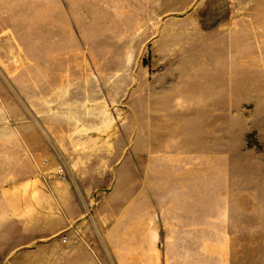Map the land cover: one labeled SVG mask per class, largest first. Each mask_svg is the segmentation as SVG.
Segmentation results:
<instances>
[{
  "label": "rangeland",
  "instance_id": "1",
  "mask_svg": "<svg viewBox=\"0 0 264 264\" xmlns=\"http://www.w3.org/2000/svg\"><path fill=\"white\" fill-rule=\"evenodd\" d=\"M232 17L247 20L241 35L250 40L251 59L257 56L253 41H260L259 59L244 69L243 78L215 79L200 96L182 93L174 103L158 92L148 118L153 78L157 85L185 86L183 70L152 60L151 42L165 23L171 36L159 53L192 54L195 24L209 30ZM168 72L176 78L160 79ZM94 73L103 77L88 78ZM69 101L88 110L99 106L105 118L95 126L85 117L79 126H69L68 134L57 127L51 135L44 126L49 113ZM0 108L8 118L0 135L8 133L16 142L11 141L9 160L0 157V167L9 164L19 173L39 164L51 176L64 168L71 186L59 189L74 194L87 217L117 178V186H203V196L213 200L207 207L213 216L206 221L203 215L201 264H264V0H0ZM147 118L180 124L154 127L152 159L146 157ZM38 135L43 143L35 156L23 143L37 149ZM128 138L135 157L106 158L109 151L125 153ZM9 177L14 182L21 175ZM39 193L28 186H0V246L3 230L12 231L14 216L24 215L29 209L24 202ZM163 197L155 191L156 199Z\"/></svg>",
  "mask_w": 264,
  "mask_h": 264
},
{
  "label": "crops",
  "instance_id": "2",
  "mask_svg": "<svg viewBox=\"0 0 264 264\" xmlns=\"http://www.w3.org/2000/svg\"><path fill=\"white\" fill-rule=\"evenodd\" d=\"M247 23L244 17L234 20L232 17L226 25L209 30L197 23L192 54L181 53L180 49L176 53L169 54V51L167 54H160L159 45L171 36L168 30L170 24L166 22L160 35L151 42L152 60L154 63L168 64L169 69L183 70L186 73L183 76L185 86L181 90L173 81L168 84L163 81L162 85H157L153 78L155 84L152 86V96L146 101L148 118L158 92L170 96L172 102L176 103L182 93L189 96L202 95L205 93L203 88L215 86V79L243 78L244 69H248L251 61H257L261 52V43L255 39L253 42L257 58L251 59L248 51L250 40L241 35ZM179 34L180 31L177 30V34L172 35ZM172 47L174 48L173 44ZM169 74L170 72L158 77L176 78ZM49 77L54 75L50 74ZM63 77L70 78L68 75ZM101 77L103 75L99 73L88 76L95 79ZM201 101L202 97L199 103ZM99 108L97 106L88 110L86 104L69 101L65 108H51L50 111L53 109L56 114L49 113L50 122H45L44 126H48L51 135L56 134L57 127H65L68 134L69 126H79L85 117L93 118L94 125L98 126L100 116L105 118V111H100ZM170 109L176 111L174 107ZM63 110L65 114L62 113ZM0 112V124H4L5 116L1 108ZM148 118L146 126L151 130L146 132L150 138L146 157L152 159L155 157L154 127H176L180 124L179 120L173 118ZM112 121L114 123L115 120ZM73 132L76 133L75 130ZM157 137H162V143L165 142V134ZM56 138L58 140L54 142L57 145L61 141L59 136ZM36 139L37 149L30 141L24 140L23 143L35 156L39 154V146L43 143L40 135ZM130 139L127 140L126 154L117 149L109 151L106 158L135 157L132 150H128ZM11 141L16 143L8 133L0 135V157L4 160L10 158ZM20 147L23 150L24 147ZM76 147L74 144L73 149L77 150ZM77 155L83 156L75 153ZM101 156L105 158V153ZM8 165L0 167V175L4 176L0 186H28L39 189L40 193L38 197L24 202L29 209L24 211V215L14 216L18 218V222L12 231L3 230L0 264H201V223L203 215L207 216L206 221L213 216V211L207 210L208 206H213V200L211 196H203V186H117L116 177L113 186L100 196L94 213L87 217V213L81 211L76 196L59 189L61 186H71L67 183L66 171V177L59 179V169L51 176L48 172H43V167L38 164L25 171L19 170L21 177L11 182L9 175L19 173L16 168L11 169ZM121 168V165L114 168L116 176L120 174ZM43 187L45 191L41 190ZM210 190L209 186L208 191ZM155 191L164 193L165 198H161V201L156 199ZM41 196H45L44 200L40 199ZM4 203L3 201V205ZM59 207L63 214H59ZM155 212L158 213L156 218L160 222L158 227L154 222Z\"/></svg>",
  "mask_w": 264,
  "mask_h": 264
},
{
  "label": "built area",
  "instance_id": "3",
  "mask_svg": "<svg viewBox=\"0 0 264 264\" xmlns=\"http://www.w3.org/2000/svg\"><path fill=\"white\" fill-rule=\"evenodd\" d=\"M57 176L59 179H64L66 177V174H65V171H64V168H60L57 172Z\"/></svg>",
  "mask_w": 264,
  "mask_h": 264
}]
</instances>
